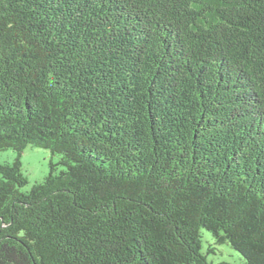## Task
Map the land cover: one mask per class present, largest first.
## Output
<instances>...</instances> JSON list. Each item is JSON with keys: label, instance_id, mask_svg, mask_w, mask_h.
<instances>
[{"label": "trees", "instance_id": "1", "mask_svg": "<svg viewBox=\"0 0 264 264\" xmlns=\"http://www.w3.org/2000/svg\"><path fill=\"white\" fill-rule=\"evenodd\" d=\"M6 149L0 264H264V0H0Z\"/></svg>", "mask_w": 264, "mask_h": 264}, {"label": "rangeland", "instance_id": "2", "mask_svg": "<svg viewBox=\"0 0 264 264\" xmlns=\"http://www.w3.org/2000/svg\"><path fill=\"white\" fill-rule=\"evenodd\" d=\"M17 153L13 149L0 151V162H12L15 160ZM21 172L27 178L28 182L20 190H29L31 186L42 181L49 171V162L59 160L58 154H52L49 150L41 147L26 146L20 157ZM60 168V167H58ZM202 254L210 263H219L228 261L231 264H243L244 259L238 251L234 250L228 243L216 244L213 236L206 230H201Z\"/></svg>", "mask_w": 264, "mask_h": 264}]
</instances>
